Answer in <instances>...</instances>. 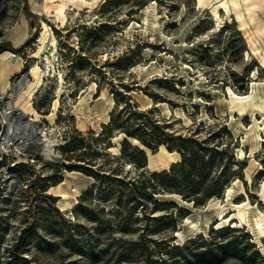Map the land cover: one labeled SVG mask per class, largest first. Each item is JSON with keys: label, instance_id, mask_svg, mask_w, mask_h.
I'll list each match as a JSON object with an SVG mask.
<instances>
[{"label": "rangeland", "instance_id": "rangeland-1", "mask_svg": "<svg viewBox=\"0 0 264 264\" xmlns=\"http://www.w3.org/2000/svg\"><path fill=\"white\" fill-rule=\"evenodd\" d=\"M2 53L0 264H177L184 254L167 245L190 238L192 264L201 253L202 264H263L264 109L254 104L264 103V0H0ZM112 116L193 139L187 153L204 171L177 189L220 196L194 207L160 192L147 217L130 214L122 181L170 167L159 165L161 145L144 147L147 166L137 169ZM69 181L86 187L74 207ZM142 239L151 253L133 245Z\"/></svg>", "mask_w": 264, "mask_h": 264}, {"label": "trees", "instance_id": "trees-1", "mask_svg": "<svg viewBox=\"0 0 264 264\" xmlns=\"http://www.w3.org/2000/svg\"><path fill=\"white\" fill-rule=\"evenodd\" d=\"M155 98V97H152ZM151 109L148 111H134L133 114L138 117H148L151 114ZM120 119H117V117L112 116L108 126L109 128H117L121 131V133L124 134V138L122 140V145L120 146V151L124 152L125 149L131 151L132 154L137 155L139 158L137 161L134 162V165L137 169H144L147 166V157L146 152L141 149L138 145L133 144L130 139H135L138 143H140L143 147L146 149H149L151 152H155L156 149L163 145L166 147V149L169 152L175 151L178 153L181 157V160L177 163H174L170 166V170L164 171V172H155L151 175H144L143 172H141L137 177L122 181V184L125 188L128 189V200L131 204L130 206V214H135L137 211H141L143 216L147 215L145 212L143 213V210L149 205L150 203H158L154 196L157 194H161L160 192H169V194H176L182 197L183 200L193 203L194 207H199L205 204L206 198H211L213 196H220V192H215L213 194H207V196H199L198 198H191V193H196L195 191L191 192H185L183 190L177 189V184L182 181L186 185L191 184L193 181L192 178L194 177H200L202 176V172L204 171V165H201V167H196L195 161L193 159V155L190 156L189 153H187V146L186 144L188 142H192L193 139L191 138H182L181 136H172L171 134H168L164 131L160 130V127L157 125H153L152 130L146 129L144 126H127L123 127L121 126V123H119ZM75 141V140H74ZM74 141H69L67 145L65 146V149L69 151L70 147L74 143ZM83 148V147H82ZM121 153V152H120ZM182 169V178L179 179L175 176V169ZM84 172L92 177L94 180H97L99 178V175L94 172L90 171L86 168H83ZM200 175V176H199ZM170 182V183H169ZM163 205H173L176 207V204H168L164 203ZM56 212L59 214V211L55 209ZM179 212H182L184 214H188L187 210H184L183 208L179 209ZM228 228L224 227V229ZM223 228H220L221 230ZM231 229L235 230L236 228ZM196 238H190L188 239L183 245H176L171 246L167 245V251H170L172 248H176L181 253H183V260L182 262H177V264H192V259L190 257L185 256V252L189 249V244L195 242ZM153 243L155 244V247H160L166 245L165 240L156 241L154 240ZM142 244L145 249V251H148V253H151L150 250H152L148 246V241L142 239L140 242H134L133 245ZM147 245V247H146ZM253 245V244H251ZM256 255H258V251L255 252ZM263 255V254H262ZM195 262L202 264L204 261V254H197L194 255ZM161 264H169L171 262H168L167 258H158ZM261 262L264 264V255L260 257ZM24 262L26 260H23Z\"/></svg>", "mask_w": 264, "mask_h": 264}, {"label": "bare ground", "instance_id": "bare-ground-1", "mask_svg": "<svg viewBox=\"0 0 264 264\" xmlns=\"http://www.w3.org/2000/svg\"><path fill=\"white\" fill-rule=\"evenodd\" d=\"M236 4L239 6V4L240 3H238V2H236ZM5 57H6V53H2V54H0V63L5 59ZM8 86H9V83H5L4 84V88H8ZM84 100V99H83ZM111 101V100H110ZM80 102H82V100L80 101ZM112 105V104H111ZM245 104L244 103H240V104H238V105H233L232 106V109H234V108H236V109H238L239 111H243L245 108ZM254 107L257 109V110H263L264 109V103H258V102H256L255 104H254ZM110 108H111V106H110ZM13 106L11 105V104H8V107L6 108V109H4V110H2L1 111V115H2V118H3V121L5 122V123H7L8 124V128H9V133L13 130V128L14 127H16V125L14 124V118L12 117V114H11V112L13 111ZM107 119H108V117H107ZM106 119V120H107ZM25 127H28V125H25ZM37 134V133H36ZM130 140H132V141H134V142H136L135 141V139H130ZM10 144H9V141H7L6 142V147H8ZM141 149H143L145 152H146V155L148 156V152L146 151V149L142 146V145H140V144H137ZM50 146H48V148H49ZM160 149H161V151H162V153H163V155H164V158H161L160 159V162H161V164H159V165H161V166H163L164 168H166V169H168L172 164H174V163H177L178 161H179V158H178V154H176V153H174V152H168L166 149H165V147L164 146H161L160 147ZM149 164V163H148ZM150 167H152L153 168V170H155V168H157V166L155 165V163L152 161V162H150ZM148 165V166H149ZM69 175H71V174H69ZM71 177V176H70ZM65 183V182H64ZM92 183H90V185H91ZM67 185L68 186H70V188H71V186L73 187V190H72V192L74 193V195H75V197H74V199L69 203V206L70 207H74L75 205H77V200H76V198L81 194V192L82 191H84L85 189H86V187H84L83 185H78V184H73L72 185V182L71 181H69L68 183H67ZM89 185V186H90ZM57 188H59V189H61L60 191H56V193L54 194V195H56V196H59V197H61V198H63L62 200H61V202H62V204H65L66 202H67V188L66 187H63V183H59L58 185H57ZM72 189V188H71ZM228 191H230V189H228ZM73 195V194H72ZM172 196H178V195H176V194H171ZM213 206V205H212ZM230 214V212H226L225 210H222V211H220L219 213H218V218H217V220L215 221V223L214 224H217V227L218 228H220V227H222V223H220V222H218V221H220V220H222L223 218H226L227 217V215H229ZM187 218V217H186ZM230 220V219H229ZM191 221V220H190ZM189 223V222H188ZM193 225V224H192ZM177 234V233H176ZM181 236V235H180Z\"/></svg>", "mask_w": 264, "mask_h": 264}, {"label": "water", "instance_id": "water-1", "mask_svg": "<svg viewBox=\"0 0 264 264\" xmlns=\"http://www.w3.org/2000/svg\"><path fill=\"white\" fill-rule=\"evenodd\" d=\"M2 132V124H1V121H0V134Z\"/></svg>", "mask_w": 264, "mask_h": 264}, {"label": "built area", "instance_id": "built-area-1", "mask_svg": "<svg viewBox=\"0 0 264 264\" xmlns=\"http://www.w3.org/2000/svg\"><path fill=\"white\" fill-rule=\"evenodd\" d=\"M1 135H2V132H1V134H0V141H1Z\"/></svg>", "mask_w": 264, "mask_h": 264}]
</instances>
